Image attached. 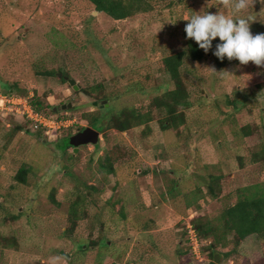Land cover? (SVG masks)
<instances>
[{"label":"rangeland","instance_id":"rangeland-1","mask_svg":"<svg viewBox=\"0 0 264 264\" xmlns=\"http://www.w3.org/2000/svg\"><path fill=\"white\" fill-rule=\"evenodd\" d=\"M147 1L116 20L88 0H0V92L36 97L47 117L67 120L45 134L14 108L0 111V264L207 262L212 235L194 243L189 227L216 223L244 187L264 181V0ZM197 20L248 41L253 63L184 58L190 105L180 107L179 133L162 128L165 112L155 109L147 124L105 128L75 151L69 136L101 107L146 104L173 87L161 60L186 47L183 30ZM109 161L111 171L101 166ZM21 166L26 183L14 178ZM237 248L218 262L264 264L257 235Z\"/></svg>","mask_w":264,"mask_h":264},{"label":"trees","instance_id":"trees-1","mask_svg":"<svg viewBox=\"0 0 264 264\" xmlns=\"http://www.w3.org/2000/svg\"><path fill=\"white\" fill-rule=\"evenodd\" d=\"M88 1L94 6L96 11L102 12L116 20L145 11L151 6L147 0ZM183 1L185 0H175L171 4ZM232 36L231 33L215 35L210 28L204 27L202 20L189 23L183 30L186 47L183 50L166 55L161 60L165 73L174 84L173 87L154 94L146 104L139 103L129 107L124 106L112 112L111 107L106 108L104 112L99 111L98 115L93 117L91 125L98 128L101 132H104L105 128L108 127L122 132L136 125L147 124L152 117L153 110L158 109L163 110L166 115L164 121L161 120L162 128H173L179 133L181 126L186 123L185 112L180 107H189L190 105L189 91L183 83L180 71L184 58L199 61L209 57L216 68L233 64L244 69L253 63V52L249 49L248 41L236 42ZM62 80L67 81L63 76ZM12 85L18 92L21 90L16 82L12 83ZM134 85L137 86L136 83ZM94 88H96V91H100L101 85L92 87V89ZM132 89L134 90V88ZM135 90L137 89L135 88ZM102 98L108 100V95L104 93ZM31 103L34 109L37 110L42 105L36 97L31 98ZM104 119H106L107 127ZM94 122L97 123L93 124ZM243 128L246 129H243L245 130V135L250 134L247 126ZM259 157H264V154L262 155L261 153ZM101 166L109 171L112 170L110 161ZM28 169L25 166L19 167L14 175L15 180L19 183H26ZM52 200L56 202L54 199ZM71 213L75 214L74 208H71ZM11 215L12 219L15 220L20 213L17 212ZM72 221L74 226V220L72 219ZM193 226L198 239H208V236L212 235L210 243L206 245L208 261L200 260L195 264H220L217 257L228 258L235 255L238 252L237 247L240 241L251 234L257 235L264 242V181L244 187L240 198L221 212L216 223H202L199 220H195ZM224 236L230 237L232 242L228 247H225L222 242ZM3 239L8 240L9 238ZM10 239L12 240L14 237L11 236ZM262 261L264 262V253ZM110 264L115 263L112 262Z\"/></svg>","mask_w":264,"mask_h":264},{"label":"built area","instance_id":"built-area-1","mask_svg":"<svg viewBox=\"0 0 264 264\" xmlns=\"http://www.w3.org/2000/svg\"><path fill=\"white\" fill-rule=\"evenodd\" d=\"M30 95H20L16 93L0 92V111H11L13 108L19 112L24 119L29 121L34 128H44V133L48 134L49 130H56L60 126H67L66 119H58L52 116H46L42 111L34 109ZM190 226V225H189ZM188 226V227H189ZM190 240L197 243L198 240L195 230L190 226ZM199 256V255H198ZM196 258H199V257ZM200 261V260H199ZM229 264H232L229 261Z\"/></svg>","mask_w":264,"mask_h":264},{"label":"water","instance_id":"water-1","mask_svg":"<svg viewBox=\"0 0 264 264\" xmlns=\"http://www.w3.org/2000/svg\"><path fill=\"white\" fill-rule=\"evenodd\" d=\"M60 75V73H58ZM65 79H67L68 83L73 87V89H78L79 86L76 84V81L72 78H68L67 76H63ZM6 90H4L5 92ZM94 105L97 104V101L93 102ZM71 104L68 103V106ZM103 106V105H101ZM62 107H64L62 105ZM101 110L103 111V108L101 107ZM99 139V131L93 127H85L82 130L75 132L74 134L69 136V144L74 147V150L77 151L78 147L85 144H96Z\"/></svg>","mask_w":264,"mask_h":264},{"label":"flooded vegetation","instance_id":"flooded-vegetation-1","mask_svg":"<svg viewBox=\"0 0 264 264\" xmlns=\"http://www.w3.org/2000/svg\"><path fill=\"white\" fill-rule=\"evenodd\" d=\"M6 92H8V93H14L12 90H6ZM101 105H102V104H98V106H100V107H101ZM101 111H102V110H101ZM88 126L97 129V130L99 131V134H100L101 131H100L98 128H96L95 126H92V125H88ZM86 127H87V126H86ZM83 128H85V127H83ZM83 128H81L80 130H82ZM80 130H78V131H80ZM78 131H77V132H78ZM68 147H70V145H69Z\"/></svg>","mask_w":264,"mask_h":264},{"label":"clouds","instance_id":"clouds-1","mask_svg":"<svg viewBox=\"0 0 264 264\" xmlns=\"http://www.w3.org/2000/svg\"><path fill=\"white\" fill-rule=\"evenodd\" d=\"M6 92V91H5ZM99 140V139H98Z\"/></svg>","mask_w":264,"mask_h":264}]
</instances>
